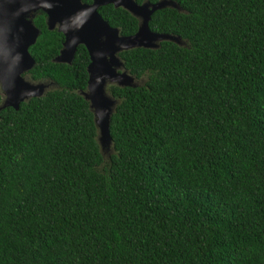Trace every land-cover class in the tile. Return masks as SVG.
I'll use <instances>...</instances> for the list:
<instances>
[{
    "label": "trees",
    "instance_id": "trees-1",
    "mask_svg": "<svg viewBox=\"0 0 264 264\" xmlns=\"http://www.w3.org/2000/svg\"><path fill=\"white\" fill-rule=\"evenodd\" d=\"M174 1L149 28L184 45L118 53L145 80L107 88V160L80 94L88 51L54 62L64 35L35 13L23 74L54 86L0 109V264H264V0ZM98 12L138 28L122 7Z\"/></svg>",
    "mask_w": 264,
    "mask_h": 264
},
{
    "label": "water",
    "instance_id": "water-1",
    "mask_svg": "<svg viewBox=\"0 0 264 264\" xmlns=\"http://www.w3.org/2000/svg\"><path fill=\"white\" fill-rule=\"evenodd\" d=\"M122 7L137 18L138 28L131 35H120L98 12L105 4ZM164 7L179 9L174 0L155 3L135 0H0V109H18L20 102L45 93L43 82H31L23 75L35 60L29 52L40 31L33 23L38 10L46 13L48 29L64 35L62 47L54 62L71 64L77 46L83 44L89 54L88 80L80 94L89 102L97 128V141L103 148L112 144L109 123L118 100L106 91V85L137 86L136 79L124 68L118 53L135 47L157 48L169 40L180 45L179 36L154 32L149 28L151 14ZM101 153H102V149ZM103 155V154H102Z\"/></svg>",
    "mask_w": 264,
    "mask_h": 264
},
{
    "label": "rangeland",
    "instance_id": "rangeland-1",
    "mask_svg": "<svg viewBox=\"0 0 264 264\" xmlns=\"http://www.w3.org/2000/svg\"><path fill=\"white\" fill-rule=\"evenodd\" d=\"M181 44L184 45L185 42L183 40H181L180 41V45ZM26 79L27 80H30V79H28V76L27 75H26ZM144 80H145L144 77H142L140 79H134L133 80V83H137L139 85V84H142L144 82ZM31 82H33V81H31ZM40 82H43V84H44V90L45 91L48 90V89H50V88H52L54 86L51 82H48V81H40ZM108 86H109V83L106 85V91L107 92H108V90H107ZM3 99H4V95L2 94V101H3ZM99 147L101 148L100 145H99ZM101 149H102V154H103L104 159L107 160L109 158V155L113 152L112 144L105 145Z\"/></svg>",
    "mask_w": 264,
    "mask_h": 264
},
{
    "label": "flooded vegetation",
    "instance_id": "flooded-vegetation-1",
    "mask_svg": "<svg viewBox=\"0 0 264 264\" xmlns=\"http://www.w3.org/2000/svg\"><path fill=\"white\" fill-rule=\"evenodd\" d=\"M33 19H34V17H33ZM33 23H34V21H33ZM35 25V24H34ZM24 75V74H23ZM26 77V76H25Z\"/></svg>",
    "mask_w": 264,
    "mask_h": 264
}]
</instances>
